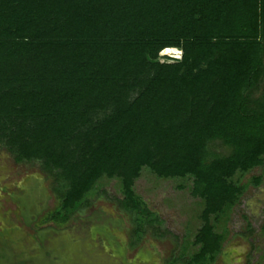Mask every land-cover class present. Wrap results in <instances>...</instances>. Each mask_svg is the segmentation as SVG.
Masks as SVG:
<instances>
[{
	"label": "trees",
	"instance_id": "16d2710c",
	"mask_svg": "<svg viewBox=\"0 0 264 264\" xmlns=\"http://www.w3.org/2000/svg\"><path fill=\"white\" fill-rule=\"evenodd\" d=\"M0 145L54 180L41 225L117 180L131 249L170 234L134 193L141 173L190 182L196 250L177 243L165 264H214L218 224L262 182L240 184L264 168V0H0ZM0 245V264L30 262Z\"/></svg>",
	"mask_w": 264,
	"mask_h": 264
},
{
	"label": "rangeland",
	"instance_id": "374dc122",
	"mask_svg": "<svg viewBox=\"0 0 264 264\" xmlns=\"http://www.w3.org/2000/svg\"><path fill=\"white\" fill-rule=\"evenodd\" d=\"M167 50L159 55L160 63H173ZM260 176L261 184H249L226 221L218 224V232H226L214 264H264V168H255L240 184ZM55 186L40 164H18L0 145V233L15 255L30 259L28 264H165L177 243L176 254L196 250L192 242L202 226V206L200 199L192 197L190 182L161 180L146 170L141 173L134 193L170 234L157 239L148 232L133 249L129 248L132 226L128 217L110 200L122 198L117 180H103L89 197L90 207L67 223L41 225L59 204ZM104 191L106 195L101 194ZM27 219L32 222L28 224ZM41 231L45 233L42 239Z\"/></svg>",
	"mask_w": 264,
	"mask_h": 264
},
{
	"label": "bare ground",
	"instance_id": "6f19581e",
	"mask_svg": "<svg viewBox=\"0 0 264 264\" xmlns=\"http://www.w3.org/2000/svg\"><path fill=\"white\" fill-rule=\"evenodd\" d=\"M177 51H178V53H180V55H181V51H179V50H177ZM180 55H177V56H176V55H173L172 58H173V59H178V58H180Z\"/></svg>",
	"mask_w": 264,
	"mask_h": 264
},
{
	"label": "clouds",
	"instance_id": "9594fccd",
	"mask_svg": "<svg viewBox=\"0 0 264 264\" xmlns=\"http://www.w3.org/2000/svg\"><path fill=\"white\" fill-rule=\"evenodd\" d=\"M181 55H182V53H181ZM181 55H180V58H178V59H173V58L170 57V56H168V58H169V59H172V60H174V61H176V60H180V59H181Z\"/></svg>",
	"mask_w": 264,
	"mask_h": 264
},
{
	"label": "built area",
	"instance_id": "2783aa9c",
	"mask_svg": "<svg viewBox=\"0 0 264 264\" xmlns=\"http://www.w3.org/2000/svg\"><path fill=\"white\" fill-rule=\"evenodd\" d=\"M162 54V52L160 53V55ZM161 57H167V56H161Z\"/></svg>",
	"mask_w": 264,
	"mask_h": 264
}]
</instances>
